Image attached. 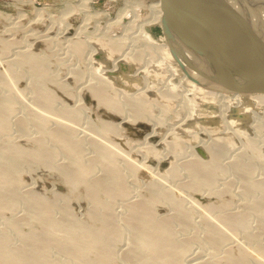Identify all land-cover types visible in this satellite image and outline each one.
Returning a JSON list of instances; mask_svg holds the SVG:
<instances>
[{
	"label": "bare ground",
	"instance_id": "1",
	"mask_svg": "<svg viewBox=\"0 0 264 264\" xmlns=\"http://www.w3.org/2000/svg\"><path fill=\"white\" fill-rule=\"evenodd\" d=\"M90 1L91 0H83L79 5H84L81 7L82 9L88 6L86 11L88 15L82 26H79V29L76 30L74 35L68 34V30L66 32L67 34L64 35L65 39H68L69 47L79 54H89L88 60H90L92 64L100 60H97L96 57L98 56L95 57V55H97L96 53H99L101 49L108 58L114 61V63L112 62V68L116 71H121L124 66L129 65L131 62H141L142 64L135 70L137 74H134L133 77L137 78L140 75L147 76L148 74L152 80V84H154V86H152L155 88V91H150L152 86H149L148 88L142 89L140 92L123 93L119 91V87L114 84L110 77L111 75H108V69L101 66V69H99L100 72L97 69V73L93 70L95 74L93 73V78L90 81L87 80V83L82 87L83 90L81 95L85 97L88 91L92 99L97 101L96 107L99 108L104 106L114 114H120L122 121H114L112 119L106 120L102 117H98L100 124L96 125V123H94L95 121H92L89 116L90 119H87L88 125H86L87 127L83 132L87 131L88 135L91 132L93 133L91 135L97 137L94 136L91 137L92 139L90 138L92 147L90 146L89 149L92 151L93 155H88L87 151L89 150L84 146L87 141V136H84L87 133L83 134L84 136L82 135L85 139L80 135V131L82 133L81 129L83 128L82 123L85 121V117L83 113H81V108H61L58 105L57 94L54 90L52 91L47 87L45 82L54 78L57 80L56 83L60 87L67 88V84L57 78L56 74L55 76L53 72L51 73L50 70H48L50 65H47V57L41 52H34L33 48L35 45L29 44L30 47L28 49L26 48V50L19 53L20 55L18 54V63L14 61L15 64H19V66H17L18 70L21 65L27 66L35 75L36 78H34L36 81H38L35 96L36 101L34 102L37 109L30 107L27 111L28 113H26L28 114L27 117L25 116L24 118L23 115L22 118L18 117L20 118L19 120H17L18 118L13 120L11 115L15 116L14 110L18 104H15L16 100L13 99L12 93L7 94L6 92V96L0 93V139H5L3 135L9 136L12 132L8 135L7 133L10 132L13 127L18 128L17 126L22 127L26 133L31 132L30 130L33 125H35L33 129L36 127L37 130L35 135L33 134L34 136L32 135L28 138V141L32 143V148L21 146L22 144H19L21 142L18 143V140H10V138L8 140V137L4 140L7 141L4 143L6 145L0 148V212L10 209L14 210L17 209V207L21 208L23 203H25V205L27 203V213L26 216L23 217L27 221L34 219L39 228L23 234L22 242H16V244L13 243V241H15L12 236L13 231L11 230V233V231L8 232L7 229L6 231L5 228L1 229V227L0 264H119L122 258L124 259L123 261H125L124 264H185L189 257L188 254H190L191 245H194L195 242V238L193 237L192 239L187 233L199 231L200 229H203L210 239L214 254L207 258H198L199 260H197L195 264H251L252 252L250 253V251H247V244H245L246 249L241 246L245 241L239 246L236 244V246L230 245V247L223 248L224 244L227 245L226 243L230 242L224 243L227 240L226 236L230 232L224 233L223 230L226 229L224 228L222 230L221 227L223 226L219 225L222 223L224 226L226 225V227H230L237 231H243L249 226L252 227L250 220L253 219V216L255 217L257 215L262 216V222L264 223V214H262L264 213V178L262 177L260 181H254L253 179H257L253 178L256 174L252 175L255 167L258 168V165H256L257 163L255 166V161L252 162L247 157L245 158L241 155L240 158H236L234 161H232L233 158H231V162L225 164V166L222 156L224 157V155L228 153L227 150L231 147H228V143L231 144L232 142L231 140L225 141L226 138H219L217 141L205 144V149L209 152L210 159H203L200 154L197 151L195 152L194 148H192L191 158H186L184 160L182 157L187 155V143L181 139V137L175 139L172 133L168 134L161 143L163 146H168L167 148H170L173 154L171 155V153H168L166 148L165 150L159 149V145L154 144V141H157V137L162 135L159 129L166 123L167 115L155 113L152 110L153 108H157L164 112L167 107L172 109L171 103H173L174 98L179 97V92L181 90H183L184 93H189L187 97L192 100L193 105L199 102V98L209 101L210 103H213L217 99H222V104L228 106L227 112L225 111V113H227L226 126L230 125V128L237 131L239 136L248 143L247 146L250 148V151L254 150L255 153L261 156L264 155V153L262 154V152H264L262 151L264 146V134L263 136L251 137L245 130L241 131L239 128H236L237 124L235 125V119L228 117V112L233 110V105L235 103H239V108H242L241 103L249 102L250 99H243L242 95H246L245 93H235L233 96L232 94H227V90L208 89L198 84L192 86L190 85L192 83L187 75L180 83H175L181 76V72L179 71L180 67H177V65H168L170 60H173V55L169 51V47L163 44L149 43L153 40V37L148 31V27L153 23L161 22L165 0L152 3L150 12L145 18H143L138 11V8L142 6L143 3L139 0H128L126 4L127 7L119 13L117 18L114 20V17L108 18L112 23L108 26L109 28L106 32H101L99 29L96 32L88 31L90 20L97 15V13H92L93 11L88 5ZM248 1L254 4L257 3L259 9H264V5H262L264 0L262 2L261 0ZM72 8H68L66 13L69 12V9H79L78 7ZM130 11H133L134 17L126 24V29L123 31L125 32L124 35L122 37L109 35L108 33L111 27L115 24H123V18ZM43 12L46 11H42L41 13L40 10L41 15H43ZM40 14L39 16L41 17ZM50 14L52 16V13ZM98 14L101 13L99 12ZM66 15L68 14H65V16ZM20 16L23 18V15L20 14ZM9 17L10 16H7L5 13L2 14L0 12V23L9 20ZM43 17L45 18V16ZM52 17L53 20L54 16ZM38 18L39 17L35 19L38 20ZM258 18L261 20L260 23L264 25V16L263 18L258 16ZM45 19L48 21V18ZM63 19L65 18L63 17ZM12 22L14 23V21ZM9 23L11 24V22ZM17 23L15 24L17 25ZM29 25H31V23L28 24V26ZM70 26L68 28H71ZM24 28L26 29V25ZM10 29L11 27H9V30ZM5 30L7 31V29ZM13 30L11 29V31ZM27 30L28 29H26V31ZM38 33L35 34L38 35ZM42 34H40V36ZM130 38L132 39V43L135 42V44L137 41L142 43L148 41V47L146 50L140 48L136 49V47H134L135 45L131 44L129 41ZM29 39H32V37L30 36ZM54 40V37L53 40L50 37L44 40V42L46 41L51 45V42ZM13 42L15 41L8 39L5 35L0 33V47L3 52L11 49ZM47 46L48 45L45 47ZM49 47L52 48V46ZM49 47L48 49H50ZM159 50L166 54L165 64L167 65H164V69L162 70L156 67L154 68L155 64H152L146 59L148 52L154 53L152 55L156 53L161 54ZM12 66L13 65H11V67ZM9 70H11V68ZM23 70L24 69L21 71ZM3 71H5V69L2 70V73H4ZM15 71H17V69H15ZM162 71L165 72L163 76L171 73V76L166 79V84L168 88H170L169 90H161L159 87V79L163 77L161 76ZM83 72L84 71L80 70L78 67L77 69L75 68L76 80L84 79L86 73ZM11 73L15 72L11 71ZM3 76L2 74L0 81L1 79L3 80ZM125 76L128 81L132 78V76ZM9 77L7 76L8 81L10 79ZM12 77L11 75V79L13 80ZM113 77L115 81V78L118 76L115 74ZM119 77L123 78L124 76L119 75ZM6 80L4 81L5 83L2 82L4 85L6 84ZM14 81L16 82L15 79L13 82ZM11 84L13 83L10 82V85ZM10 85H8V87ZM4 87L7 88V85ZM9 89L10 88H8V90ZM16 89L18 88L16 87L14 90L16 91ZM15 91H13V93ZM22 91L23 90H21V93ZM122 93L125 98L122 96ZM250 96L253 100L250 101L256 102L257 106L264 105V93L250 94ZM25 99L26 96L23 98L26 102ZM18 100L20 99L18 98ZM192 107L195 108V106ZM17 108L19 107L17 106ZM192 114L182 119L185 122L183 124V130L186 131V135H192L191 131L193 130H191V128H195L193 126L197 124V122L190 123L194 120ZM259 115L260 119L264 117L263 112H260ZM142 120L157 122V128H154L155 132H151L149 137L142 143V146H144L143 149L140 150L142 147L139 148L140 152L143 151L142 153H144L145 159L143 162H138L139 165H137L133 163L134 159L132 158V152L134 151L132 147L128 146L131 150L126 151L124 148H121L120 142H116L112 136H122L123 133H125L124 123L140 122ZM261 123L263 122L260 121L259 125L258 122L254 123V128L259 130L261 128ZM180 127L176 128L179 129ZM225 134H227V137H234L232 132H228L226 129ZM127 142L126 144H129ZM233 144L234 143H232V146ZM232 148H235V145ZM142 153L141 155H143ZM167 153L170 154L169 157ZM156 157L162 159L159 160V162L163 165L166 159L170 160V158H172V160H170L171 163L169 162V167H166L167 169L165 171L163 170V173H157L159 167L155 168V166L151 164L154 159L150 160V158ZM233 157L236 156L234 155ZM123 160H127L130 166L123 163ZM40 165L52 166L67 186L68 192L62 193L56 191L53 194V198H47L38 194L35 188L27 186L30 189H24L25 187L20 185L23 183L22 178L24 172L27 168L37 169ZM185 166L191 179L188 177L190 181H186L183 187L184 181H180L179 176L181 175L180 170L184 169ZM140 168L152 169L153 172L155 171L154 173L157 174V177L154 176L155 178L153 177L148 185H138V180L135 179L134 173ZM229 169L241 175L245 181L243 191L247 201L245 200V202L238 206L237 203L233 206L234 200L232 199V192L234 191H232V182H229L230 188L225 190L222 189V187H224L223 185L222 187L217 186V181L219 182V178L216 176L218 171L222 170V174L226 175L228 173L225 174L224 171L228 172ZM182 172L185 173V170ZM181 176H183V174ZM182 178L183 177H181V179ZM162 179L170 180L171 184V179L175 181L178 179V181H180L178 188L185 193H191L193 196H191L192 199H190L191 205L186 204L188 196H181V193L179 194L180 196L177 195L178 192L175 193L173 188L171 189L164 184L165 182L163 183ZM24 183L23 185H25ZM80 186H83V191H80L82 193L78 191ZM206 197H215V200H209L208 203L202 204L201 199H205ZM81 199H86L88 201V206L84 207L87 212L85 217L77 215L74 212V208L68 205L69 201L72 202L73 200ZM199 205L208 210V212L217 211L218 215L216 218L220 221V224H217V222L214 223V221L212 222L211 220L213 219L209 220L208 215V218L200 216L199 214L202 215V211L198 214L202 221L199 219L196 221V213L198 212L196 207ZM159 207L170 209V211L160 214L159 210L161 209H159ZM64 213L66 215H63ZM214 213L212 212L215 217ZM21 224L20 221L12 220L9 227L16 232L20 230ZM177 226L180 227V235L185 233L184 238H180L181 236L179 237L177 235ZM191 235L193 236L194 234L192 233ZM237 235L239 236L240 234L237 233ZM248 235L249 239L255 240L252 239V236L255 234L252 233V235ZM11 239L13 240L11 241ZM234 241L236 243V239ZM246 241H248V239ZM239 242L241 243L242 241H238V243ZM255 244L254 247L258 245L256 248H254L251 243L254 251L263 255L264 244ZM51 248L53 250L57 249V251L60 249L63 256L53 254ZM194 249L192 250L193 252ZM54 252H56V250ZM261 259H263V257ZM192 261L194 262V260Z\"/></svg>",
	"mask_w": 264,
	"mask_h": 264
},
{
	"label": "rangeland",
	"instance_id": "2",
	"mask_svg": "<svg viewBox=\"0 0 264 264\" xmlns=\"http://www.w3.org/2000/svg\"><path fill=\"white\" fill-rule=\"evenodd\" d=\"M139 1H141L144 5V6L142 5L138 8V11L143 18L148 16L147 14H149V12H150V6L152 3L160 2V0H139ZM81 2H83V0H0V12L2 14L5 13L7 16H10L9 20L1 22L2 24L0 23V25H1L0 33L5 35L8 39L15 41L12 43L13 45H12L11 49H9L7 51L3 52L2 48L0 47V64H1L0 65V72L2 73V70H4V69L7 72L6 73L5 71H3L4 73H2L4 76L2 77L3 80L1 79V81H0V93H1V95H5V96H6V92H7V94L12 93L13 99L16 100L15 104H18V105H16V109L14 110L15 116L11 115V117H13L12 118L13 120H15V118H18V117L22 118L23 115H24L23 116L24 118H25V116L27 117L28 114H26V113H28L27 111L29 110L30 107L37 109L34 102L36 101L35 96H36V92H37L38 81H36L35 75L33 74V72H31V70L27 66L21 65L19 67V70H18L17 66H19V64H15V63H18V60H19L18 56L20 55L19 53L26 50V48L28 49L30 47L29 44L35 45L33 48L34 52H37V51L41 52L47 57V59H48L47 65L48 66L50 65L49 66L50 68L48 67V70H50L51 73L53 72L54 75L56 74L57 76L56 75L55 76L57 78H59L60 80H62L63 82H65L68 86L67 88L60 87L56 83L57 80L54 78L45 82L47 87H49L52 91L54 90V92L57 94V99H58V103H59L58 105L61 108H68V109L69 108H74V109H76V108L80 109L81 108V113H83V115L85 117V119H84L85 121H83L84 123H82V127H83L81 129L82 133L80 131L81 136L83 134L87 133V131L83 132V130L86 129V127H87L86 125H88L87 119L89 120L90 117H91L92 121L93 120L95 121L94 123H96V125L100 124L98 117H100V118L102 117L106 120L112 119L114 121H117V120L122 121L120 114H114L112 111L108 110L104 106H101L99 108L96 107L97 101L95 99H92V97L88 91H87L88 95L86 94L85 97H83L81 95L82 90H83L82 87H84L85 83H87V80L90 81L93 78V73L95 74V72L97 70L100 72L99 69H101V66H103L105 69H108L107 70L108 75H111L110 77H111L112 81L114 82L115 85H117V87H119V89H120L119 91H121L123 93H127V92H135L136 93V92H140L144 88H148L149 86H152V85L154 86V84H152V80L150 79V76L148 74H147V76L146 75H140L137 78L133 77L134 74H137L135 72V70L138 69L137 67L142 64L141 62H131L129 65L124 66V68L121 71H116L115 69L112 68L113 67L112 62L114 63V61H112L111 58H108L107 55L104 53V51H102L101 49L99 50L100 52L96 53L97 55H95V57L98 56V57H96L97 60L98 59H100V60H98L97 62L92 64L91 61L88 60L89 54L88 55L87 54H79V53L75 52V50H73L69 47L68 39H65L64 35L67 33L74 35L76 30L79 29V26H82V24L85 22V18L88 15V13L86 12L88 6L87 7L85 6L82 9L81 7H83L84 5L79 6L81 4ZM127 3H128V0H91L88 5L90 6L91 10L93 11L92 13H94V14L97 13V15L94 16L93 19L90 20V22H89L90 25L88 27V29H89L88 31L96 32L99 29L101 32H106L109 28L108 26H110V24L112 23V21H109L108 18L114 17L113 20L115 18H117L119 13L125 7H127L126 6ZM72 7H78L79 9L76 10L74 8L75 10H72L73 9ZM68 8H72V9H69V12L66 13L68 11ZM40 10H41V13H42V11H46L47 13L43 12V15H41ZM70 12H72V13H70ZM99 12L101 14H98ZM50 13H52V16H54L53 20H55V21L52 20L53 17L51 16ZM20 14L23 15V18H22V16H20ZM39 14L41 15V17L45 16V18H48V21L44 17L41 18L39 16ZM65 14H68V15H66L68 17H66ZM106 14H108L109 16ZM50 16H51V18H50ZM37 17H39L38 20H36ZM63 17L65 19H63ZM133 17H134V13H133V11H130L123 18L124 23L123 24H115L113 27H111L110 32L108 34L111 36L116 35L117 37H122L125 33L123 31H125V29H126V24L129 23ZM61 20L63 21V23ZM65 20H66V22H65ZM12 21H14V23ZM9 22H11V24ZM17 22H19V23H17ZM54 22L58 25H56ZM64 22L66 25L64 24ZM5 23L7 25L10 24L11 26L10 25L7 26ZM15 23H17V25ZM30 23H31V25L28 26V24H30ZM71 23H72V25H71ZM25 25H26V29H28L27 31L24 28ZM69 26L71 28H68ZM9 27H11V29L12 30L14 29V30L13 31H11V29L9 30ZM62 28H63V30H62ZM5 29H7V31ZM23 29H25V30H23ZM8 30L11 33H9ZM31 30H32L33 34L31 32ZM34 30H37L39 33L37 31H34ZM67 30H68V32H67ZM26 32H28V33H26ZM35 33H38V35ZM42 33H44V34H42ZM40 34H42V35L40 36ZM150 35L153 37V40L150 41L149 43L159 44V45L163 44V45L168 46V43L165 41L164 36L161 35V37H160L158 31H156L153 34L150 33ZM30 36L32 37V39H29ZM102 36H103V34H102ZM50 37L52 40H53V37L55 39L53 42H51V45H49L48 42H46V41H45L46 43L44 42V40H46L47 38H50ZM39 38H40V40H39ZM41 38L44 40H42ZM60 38H63V39H60ZM56 39H57V41H56ZM129 41L131 42V44L135 45L134 47H136V49L140 48V49L146 50V48L148 47V45H147L148 41L146 43H142V42L137 41L136 44H135V42L132 43L131 38L129 39ZM46 45H48V46L45 47ZM49 46H52V48ZM48 47L51 50L48 49ZM159 52L161 54L156 53L155 55H152V54H154L152 52L151 53L148 52L146 59H148L152 64H155L154 68L156 67L159 70H162V69H164L163 66L167 65V64H165L166 54H164V52L161 50H159ZM3 53H5V54H3ZM1 54H2V56H1ZM3 55H5V56H3ZM12 58H13V60H12ZM14 61H16V62L14 63ZM99 61H101V62H99ZM12 62H13V64H12ZM6 63H8V64H6ZM11 65H13V66L11 67ZM168 65L176 66L174 59L173 60L171 59L170 63ZM99 66H100V68H99ZM6 67H7V69H6ZM8 67H10L11 70H9L10 68H8ZM77 67L80 70H83L84 71L83 73H86L83 80H76L75 68L77 69ZM94 67H96V68H94ZM15 69H17V71H15ZM22 69H24L25 71L24 70L21 71ZM93 70L95 72H93ZM11 71L12 72L14 71L15 73H11ZM18 71H21V72H18ZM179 71L181 72L180 69H179ZM1 73H0V78L2 76ZM16 73L17 74L21 73V74L17 75ZM164 73L165 72L162 71L161 76L165 75ZM6 74L8 77L10 76L9 81H8ZM115 74L118 77H116L115 81H114L113 76ZM11 75L13 76L12 77L13 80L14 79L16 80V82L15 81L14 82H15V85H17V86L14 85V82L11 79ZM119 75L124 76V77L120 78ZM125 75H128V77L132 76V78L128 81V80H126L127 77ZM170 76H171V73L167 74L166 76H163V77H161V79H159L160 80L159 81V83H160L159 87L161 90H163V89L169 90L170 89V88H168V86L166 84V79H167V77H170ZM4 77H6V78H4ZM183 78H186V74H182V72H181V76L178 78V80H176L175 83H180ZM19 79H20V81H19ZM5 80H6V84L4 85L2 82H4ZM10 80H12V81H10ZM10 82L13 84L10 85ZM6 85H7V88L4 87ZM8 85H10V86L8 87ZM12 85H14V86L11 87ZM190 85L194 86L195 83L194 84L192 83ZM153 86L150 88V91H155V88H153ZM14 87L15 88L17 87L18 89H16V91H15ZM8 88H10V89L8 90ZM156 89H157V87H156ZM12 90L15 91L14 92L15 94L13 93ZM21 90H23L22 93H25V94H22ZM123 93H122V96L124 97ZM227 94L233 95L235 93L228 91ZM20 95L22 96V99H21ZM24 95L26 96V99H25L26 102L23 100V98H25ZM187 95H189V93H184V91L181 90L179 92V97L174 98L173 103H171L172 109H169L167 107L168 109L165 108L166 111L164 110V112H163V110H158L157 108L152 109L155 113L167 115L166 123H164V126H161L159 129V131L161 132L162 135L160 134L161 136L157 137V141H154L155 142L154 144L159 145V147H158L159 149L165 150V148H166L167 152L171 153V155H172L173 153L170 151V148H167L168 146H163V144L161 143L163 140H165V138L168 136V134L172 133V135L175 139H178L181 137V139H183L187 143L186 144L187 145V155H184L182 157L184 160L186 158H188V159L191 158L192 148H194V151L195 152L197 151L203 159H210L209 152L205 149L206 148L205 144L208 142L212 143L214 141H217V140H219V138H226L225 141L231 140L232 142H231V144L228 143V145H229L228 147H230V146L231 147L229 148V150H227L228 153L225 154L227 158L225 157V155H224L225 158L222 156V158H223L222 160H224L223 161L224 165L231 162V160H232L231 158H233L232 161H234V159L236 160V158L238 159L242 155L245 158L247 157L248 159H250V161H252V162L255 161L254 165L256 163H257L256 165H258L257 166L258 168L255 167V170L257 169L258 171L253 170V173H252V175L256 174L253 176V178H257V179H253V180L254 181H257V180L260 181V179H262V177L264 178V155L260 154L261 156H259V154L255 153L254 150L250 151V148H248V146H247L248 143L239 136V133L237 131L233 130L232 128H230V125L226 126L227 113H225V111L227 112L228 106H224L222 104L223 100L217 99L213 103L212 102L210 103L209 101H206L204 99L199 98V102L193 105L192 100L190 98H188ZM14 96H15V98H14ZM242 97H243V99L252 100L250 98L251 97L250 94L242 95ZM18 98L20 100H18ZM27 98H28V100H27ZM250 100H249V102H251ZM249 102H242L241 103L242 108H239L240 107L239 103H235L233 105L232 112L236 111V110L241 111V110L245 109L247 113H250L252 115V120L247 122L246 125L241 126V124L244 121H246V119H243L240 121L236 119V123L234 122L235 125L237 124L236 128H239L241 131L245 130L248 134H250L251 137H257L259 135L263 136V134H264V117L260 119L259 114H260V112H263V115H264V105H262V106L258 105L257 106L256 102H252L254 104V107H250V104L248 105ZM245 103H247V104H245ZM27 104L30 106H28ZM164 105H166V104H164ZM196 105H201V106H196ZM17 106L19 108H17ZM192 106H195V108ZM215 107H217V108H215ZM191 114H192V118L194 120H192L190 123L192 124L193 122H197V124L195 126H193L195 128H191V130H193V131H191L192 135H190V134L186 135L185 134L186 131L183 130V127H184L183 124L185 122L182 119L187 118ZM13 115H14V113H13ZM20 118H18L17 120H19ZM151 121L142 120L140 122L137 121V122H133V123H124L123 126L125 128V133H123L122 136H117V137L112 136V138L116 142H120L121 148H124L126 151H130L131 150L130 147H132V149L134 151V152H132V158L134 159L133 163H136L137 165H139L138 162L139 163L143 162V160L145 159L144 153H142L143 151L140 152V150H142L144 147V146H142V143L146 140V138L149 137V134L151 132H153V131L155 132L154 128L155 129L157 128L156 127L157 122L152 121V122H154V123H152ZM260 121H262L263 123L260 124L261 128L258 130L256 128H254V123L258 122V125H259ZM34 126L35 125H33V127H31V130H30L31 132L29 131L30 133H26L22 129V127H19V126H17L18 128L13 127L10 130V132L7 133V135H8L12 132L9 136L3 135L5 139H0V148L4 147V145H6L4 143H6L7 141H4V140H6L7 137H8V140H9V138H10V140H16V141L18 140L17 142L18 143L21 142V143H19L20 145L22 144L21 146L32 148V143L30 141H28V138L30 136H32L33 134L35 135L37 129H36V127H35V129H33ZM180 126H182V127H180ZM176 127H180V128L177 129ZM225 129L228 132L231 131L232 134L234 135V137H232V138H230L229 136L227 137L228 133L225 134ZM88 132H90V131H88ZM91 134H93V133L90 132L89 135H88V133L85 136L83 135L84 137L87 136L86 137L87 141L85 142L84 146L87 147L88 150L90 151V153H89V151H87L88 155L89 154L93 155V153L89 149V147L90 146L92 147V144H91L92 138L91 137H94L95 135L93 136ZM3 136H2V138H3ZM95 137H97V136H95ZM0 138H1V136H0ZM186 138H188V139H186ZM159 140H161V141H159ZM126 142L129 144H126ZM232 143H234L233 146H232ZM136 144H138V145H136ZM234 145H235V148H232V147H234ZM128 146H130V147H128ZM137 147H138V149H137ZM140 147H142V148L139 150ZM137 151H138V153H137ZM262 151H264V146H263ZM141 153L143 155H141ZM263 153L264 152H262V154ZM233 154L236 157H233L234 156ZM169 155L170 154H168V157H169ZM182 155H183V153H182ZM231 155H232V157H231ZM187 156H190V157H187ZM260 157L261 158L263 157L262 158L263 160ZM151 159H154L152 161V163L151 162L150 163L152 165H154L155 168L156 167L161 168V169L158 168V172L156 171L157 173H159V172L163 173L167 169L166 167H169V165L171 163L170 160H172V158H170V160L166 159L164 161L165 163L163 165L162 163L159 162V160H162V159H159V157L150 158V160ZM256 160H257V162H256ZM225 161H227V162H225ZM123 163L130 166V163L127 160H123ZM184 170H185V173L182 172ZM180 171H181L180 174L181 175L183 174V176L180 175L179 180L184 181L183 182V187H184L185 186L184 183L186 181H190L191 177H190L189 172L186 170V166L184 169H181ZM150 172H152V173H150ZM154 172L152 169L149 170L147 168H140L137 172H135L134 176H135V179L138 180V182H137L138 185L150 184L151 179H153L154 176L157 177V174H155ZM187 172L189 175L187 174ZM222 173H223L222 170H219L217 175H216V176H218V178H219L218 180L220 182L219 183L217 181V186L222 187V185H223L224 187H222V189L225 190V189L230 188L229 182H232V184H233L232 185V191H234V192H232V194H233L232 199L234 200L233 206H235L236 203L238 206L239 204L245 202V200L247 201V199L245 198V195H244V191H243V186L245 184L244 178L241 175H238L232 169H229L228 172L224 171L225 174L228 173L226 175H224ZM181 177H183V178L181 179ZM220 177H222V178H220ZM162 181H163V183L165 182L164 184L169 186L171 189L173 188L175 193L178 192L177 195H179L181 193V196L182 195L184 197H185V195H186V197L188 196L187 197L188 199H186V202H187L186 204L191 205L190 199H192L191 198L192 195H191V193L189 194V192L188 193L186 192L187 193L186 194L185 192L181 191L178 188L179 182H180V181H178V179L176 181L174 179H171L172 184L170 183V180L162 179ZM22 182L23 183L26 182V183H24L25 185H23V183L20 184V185L25 187L24 189H26V190L30 189L28 187L35 188V190L38 194L43 195L44 197H47V198H53V194L56 191H59L62 193L68 192V188L65 185V183L61 180L58 172L55 171V169H53V167L49 166V165H40V167H38L37 169L27 168L23 174ZM82 187L80 186L78 188L79 192L83 191ZM80 193H82V192H80ZM214 198L206 197L205 199H201V203L206 204L209 202V200L214 201L215 200ZM87 202L88 201L86 199L73 200L72 202L69 201L68 205H71L74 208V212L77 215H79L80 217H82V216L85 217V214L87 212H86V208L84 209V207L88 206ZM196 208L198 211L196 213L197 215L195 214L196 215V221H198L197 219L202 221L200 216L207 217V218L209 216V220L213 219V220H211L212 222L214 221V223L217 222V224H220V221L216 218L218 215L217 211L214 210V211L208 212V210L203 208L201 205L197 206ZM26 209H27V203H26V205H25V203H23L21 208L17 207V209H14L15 211L10 209V210H5L4 212H0V228L1 227H2L1 229L5 228V230L7 229L8 232L11 230L13 231L14 234L11 231L12 236L14 237V238L13 237L12 238L15 240V241H13V243H16V242L21 243L23 240L22 239L23 234H26L33 229L39 228L34 219L29 220V221L24 219L23 216H26V213H27ZM159 209H161V210H159L160 214L167 213L168 211H170V209L168 210L164 207H159ZM201 211H202V215L199 214V213H201ZM23 212H25V213H23ZM212 212L213 213L215 212L214 213L215 217L212 214ZM262 214H264V213H262ZM63 215H66V214L64 213ZM60 216H61V214H60ZM261 217H262L261 215H257L255 217L253 216V219L250 220V222L252 223V225H251V223H250V225L252 227L249 226L248 228H246V230H243V231L240 230L242 233L239 230L237 231V230L232 229L230 227H226V225L224 226L221 223L219 225V226H221V225L223 226V227H221V229L222 230L224 228L226 229V230H223V232L224 233L228 232V231L230 232V233H228V235L225 234V235H227L226 236L227 240L224 243H226L228 241L233 243V244H231L230 242H228V243H226L227 245H225L223 243L224 247L223 246L222 247L223 248L230 247V245L236 246V244H237V246H239L244 241L248 242L249 244L244 242L243 245H241V246H243V248L246 249L245 244H247L248 245L247 251L248 252L250 251V253L252 252L251 254L253 256H251V258H252L251 264L252 263L253 264H264V260H263L264 259V253L262 255L259 252L254 251V249L251 246V243H252L253 247H254L255 243H256L255 245H257V244L263 245L264 244V223L262 222ZM12 220L20 221L23 224V225L21 224L19 231L15 232V230H13V229H11V227H9L10 222ZM228 228H230V229H228ZM176 230H177V235L179 237L181 236L180 238H184L185 233L180 235V227L179 226L176 227ZM250 231H251V233H250ZM236 232L239 233L240 235L238 236ZM189 233H187V235H190L192 239L194 237L195 242H194V245L192 244L193 247L191 245V250L189 252L190 254H188L189 257L187 258V261L185 262V264H187V263L188 264L189 263L195 264L197 262V260H199L201 257L207 258L209 256H213V254H214L213 247L211 246L210 239L208 238V236L206 235V233L203 229H200L199 231L192 232L194 234L193 236L191 235L192 234L191 232H189ZM252 233L255 234L252 236L253 237L252 239H255V240H251V238L249 239L248 234L252 235ZM247 235H248V237H247ZM228 236H229V239L232 240V238H233V240L232 241L229 240ZM237 238H238V240H237ZM256 238H257V240H256ZM13 239H11V241ZM235 239H236V243L234 241ZM247 239H248V241H246ZM238 241H242V242L241 243L239 242L240 243L239 244ZM257 246H255L254 248H256ZM193 249H194V252L192 251ZM55 250H56V252H54ZM55 250H53L51 248V251H53L52 252L53 254H55L57 256H61V255L63 256L60 249H58V251H57V249H55ZM253 253L254 254L256 253V254L254 255ZM198 255H200V256H198ZM256 255H258V256H256ZM253 257H255V258H253ZM262 257H263V259H261ZM120 260H121V258H120ZM123 260L124 259L122 258V260H121L122 262L120 261L119 264H124L125 261H123ZM192 260H194V262ZM261 260H262V262H261Z\"/></svg>",
	"mask_w": 264,
	"mask_h": 264
},
{
	"label": "water",
	"instance_id": "3",
	"mask_svg": "<svg viewBox=\"0 0 264 264\" xmlns=\"http://www.w3.org/2000/svg\"><path fill=\"white\" fill-rule=\"evenodd\" d=\"M164 5L161 22L148 31L164 36L191 83L239 94L264 93V25L258 18L264 9L248 0H165ZM244 110L230 111L228 117L246 119L241 126L246 125L252 115Z\"/></svg>",
	"mask_w": 264,
	"mask_h": 264
}]
</instances>
